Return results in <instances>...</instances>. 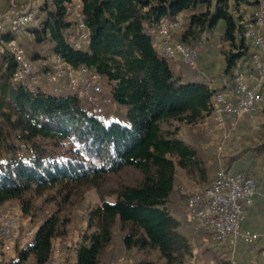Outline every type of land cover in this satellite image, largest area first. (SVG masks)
Returning a JSON list of instances; mask_svg holds the SVG:
<instances>
[{
	"label": "trees",
	"instance_id": "16d2710c",
	"mask_svg": "<svg viewBox=\"0 0 264 264\" xmlns=\"http://www.w3.org/2000/svg\"><path fill=\"white\" fill-rule=\"evenodd\" d=\"M73 3L42 0L34 23L17 40L42 71L51 68L55 56L72 68L96 71L114 104L126 108L129 124H107L103 114L71 95L32 94L14 80V57L0 53V209L17 201L23 215L35 220L50 204L56 208L32 243L17 250L13 264L30 258L35 264H50L54 240L66 235L70 219L63 213L73 197L88 187L100 191L107 175L128 168L140 172V184L122 185L114 192V203L100 195L76 248V264H100L117 228L127 250L157 251L165 264H184L191 243L180 233L170 208L176 170L203 178L208 171L196 149L164 131L162 124L195 123L209 115L214 92L235 94L236 72L242 71L237 70L238 61L249 50L245 30L231 14L229 0H219L214 12L211 0H82L90 42L75 50ZM162 20H183L174 37L192 48L222 24L223 39L240 49L226 58L227 84L211 89L204 82H183L176 76L177 62L160 53L151 33ZM234 160L229 158L224 168Z\"/></svg>",
	"mask_w": 264,
	"mask_h": 264
},
{
	"label": "built area",
	"instance_id": "2783aa9c",
	"mask_svg": "<svg viewBox=\"0 0 264 264\" xmlns=\"http://www.w3.org/2000/svg\"><path fill=\"white\" fill-rule=\"evenodd\" d=\"M253 2L256 9L252 16V25L245 29L244 38L247 44L257 51L254 56L257 82L255 85L248 84L245 74L237 71L235 94L214 92L209 104V115L215 126L221 130L230 126L231 130L235 131L240 120L253 117L264 104V0ZM82 6V0H74L71 7V14L77 21V35L71 41L75 50L86 48L90 42L89 30L81 12ZM38 13L39 6L36 4H29L22 10L13 4L7 12L0 15V53L9 54L16 60L18 70L15 82L25 86L32 94L45 92L61 96L67 93L97 112L110 109L114 101L107 94L102 76L96 71L86 66L72 68L61 56H55L51 68L46 71L40 70L30 61L17 39L26 33ZM181 29L180 21L162 20L151 33L164 57L196 69L198 50L175 40L174 35ZM42 80L46 86L53 89L42 90ZM258 192L259 186L250 175L221 169L210 186L189 196L186 206L188 220L208 229L221 244H254L258 235L244 231L242 224L246 217V208L255 202ZM35 235L34 228L22 231L19 215L15 210L0 212V244L5 255H11L17 248L27 247ZM51 264H60V261L57 258L52 260Z\"/></svg>",
	"mask_w": 264,
	"mask_h": 264
},
{
	"label": "rangeland",
	"instance_id": "374dc122",
	"mask_svg": "<svg viewBox=\"0 0 264 264\" xmlns=\"http://www.w3.org/2000/svg\"><path fill=\"white\" fill-rule=\"evenodd\" d=\"M37 1L42 0H0V15L7 12L13 4L17 5L20 10L21 5L25 4V7L29 4H36ZM211 11L214 12L219 0H213ZM230 12L236 19V22L244 30L252 23V16L256 9V4L253 0H229ZM37 5V4H36ZM22 10V9H21ZM183 26V20L180 21ZM243 22V23H242ZM183 28V27H182ZM223 25L220 24L214 32L203 35L202 42L196 46L198 50V64L196 69H191L185 66H180L185 72H198L212 70L211 78L214 81L220 76L221 70L226 67V58L229 54H237L240 49L237 45H231V43L223 39ZM248 45V44H247ZM248 55L242 60L238 61V68L241 67V62H254V57L251 59L250 54H257V51L248 45ZM220 65L219 62H222ZM181 62H177L179 65ZM44 64V62H43ZM182 64V63H181ZM243 72V71H242ZM222 74V73H221ZM43 82V80H42ZM44 83V82H43ZM65 88V87H64ZM264 88V86H263ZM107 89V88H106ZM264 108V104L260 107ZM259 109V110H260ZM259 112V111H258ZM257 112V114H258ZM103 114L105 122L107 124L112 121L128 125V115L125 107L114 104L110 109H105L99 112ZM254 115L252 118H255ZM213 119L210 115L205 114L203 118L199 119L195 123H186L172 120L162 124L164 131L173 132L174 137L190 141L193 148L197 151V156L204 162V166L207 168L208 175L203 178L197 173L194 175L186 174L184 170L177 167L176 170V191L173 197V201L177 200L180 203L181 208L187 213V201L189 196L197 190H201L204 187L211 185L216 173L224 169L222 158L225 154V150L228 147V141L232 133L231 127L227 126L228 130L222 131L217 128L212 122ZM241 121V120H240ZM239 121V122H240ZM238 122V124H239ZM221 131V132H219ZM221 159V161L219 160ZM142 175L135 169L128 168L117 174H109L103 180L100 191L96 188H85L82 195H77L72 199V205L63 213L64 216L70 219L69 224L65 227L66 235L64 237H58L54 240L53 244V256L52 260L59 259L60 264H75L76 262V248L81 242L83 234L87 231L88 214L89 211L100 204L101 196H104L109 202L114 203L116 201V195L114 192L120 189L122 185L137 186L140 184ZM198 179V180H196ZM199 181V183L197 182ZM200 185V188H198ZM184 191H183V189ZM7 210H15L19 215V221L22 231L24 229L34 228L36 233L43 223V221L56 210L55 206L50 204L46 207L44 214L38 213V218L32 220L30 217L23 215L21 206L17 201H11L6 203L0 212ZM206 234L213 235L208 229L204 228ZM18 248L11 255H5L0 244V264H13L18 261ZM141 261H150L154 264H165V261L160 257L157 251L139 252L137 250H127L122 242V236L119 229H116L113 244L106 251L101 258L100 264H139ZM24 264H35L33 258H30ZM51 264V263H50Z\"/></svg>",
	"mask_w": 264,
	"mask_h": 264
},
{
	"label": "crops",
	"instance_id": "0c3cea01",
	"mask_svg": "<svg viewBox=\"0 0 264 264\" xmlns=\"http://www.w3.org/2000/svg\"><path fill=\"white\" fill-rule=\"evenodd\" d=\"M211 1L214 3L213 0ZM36 4L39 6L41 1H37ZM251 25L252 23L249 26ZM221 61L220 65L224 64L223 60ZM180 66L185 65L176 64L174 73L183 82H204L211 89L216 88L217 84H227L228 79L223 74V69L217 81H214L211 78V69L204 72H185ZM241 67L247 83L255 85L257 82L255 63L241 62ZM40 88L45 91L53 89L43 82L40 83ZM182 141L193 147L190 141ZM229 158H235V160L227 168L228 170L250 175L259 186L255 202L246 208V217L242 224L243 230L257 234L258 240L254 244L245 242L221 244L213 235L203 233L205 230L203 227L190 222L186 210L184 211L180 203L175 200L170 205L171 211L180 224V233L185 235L191 243V253L186 257L184 264H264V108L259 110L255 118L245 117L239 122L236 131L229 138L222 162L225 163ZM219 160L221 161L220 158ZM185 173L187 174L186 171Z\"/></svg>",
	"mask_w": 264,
	"mask_h": 264
}]
</instances>
